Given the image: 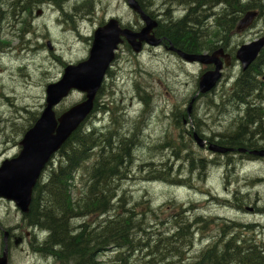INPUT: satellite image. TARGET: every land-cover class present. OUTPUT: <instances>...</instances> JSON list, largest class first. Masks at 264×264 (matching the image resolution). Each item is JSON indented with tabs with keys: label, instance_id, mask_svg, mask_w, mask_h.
I'll list each match as a JSON object with an SVG mask.
<instances>
[{
	"label": "rangeland",
	"instance_id": "374dc122",
	"mask_svg": "<svg viewBox=\"0 0 264 264\" xmlns=\"http://www.w3.org/2000/svg\"><path fill=\"white\" fill-rule=\"evenodd\" d=\"M38 1L39 2L35 4L36 6L31 8L30 14H28V16L23 15L22 12L16 21V27L14 28L16 31L22 32L20 47L18 49L13 48L11 51L6 49V54L4 53L0 56V70H2V72L0 71V86L2 87L1 91H4L7 95L13 97V100L15 97L19 99V101L15 99L11 106L5 100L0 99V163L6 159V157H13L17 153L14 141L17 138L19 127H21L20 122L22 123L23 120H30L34 117L33 114H29L28 116L22 117V119L16 118L12 121V119L17 115L14 113V107L19 105H31L34 107L35 105L42 103L45 94L43 84L52 78L58 77L61 74L62 68L60 64L57 63V58H60V62L63 61L68 64H76L86 59L90 50L89 38L93 35L96 28L99 27L98 22L106 18V15L120 17L121 21L125 25L135 26L137 24L134 13L127 7L125 0ZM43 3H49V5L52 7H49L50 13H48V9H46L48 5L44 4V7L39 6ZM37 5L39 7H37ZM14 7L16 8L15 12L19 14L21 12L19 3ZM159 7V3L154 4L152 11L158 13L161 11V13H159L161 14V17L159 16V18L163 19L162 12L164 10H160ZM44 9L48 15L47 13L44 14ZM32 12H34L35 18L31 16ZM172 14H174L173 17L175 18L177 16L179 17L182 15V10L176 8L173 10ZM72 22H74V26H76L77 31H74L73 27H71L73 26ZM14 23L15 21L13 20L7 22V28L9 27L10 30H13L14 28H12V26H15ZM76 23H79L78 26ZM4 26L5 23H3L1 28ZM262 29H264V18L262 19L258 28L249 29L246 35L243 32L232 33L230 37L228 36V42L231 45H235L237 42H245V40L249 42L248 40L250 39L254 40L256 37L260 38V31ZM6 36V42L12 44L13 47L19 45L18 38L11 35L9 36L8 33H6ZM1 42L3 41L1 40ZM39 42L41 44L51 43L53 49L48 50L47 47L41 50L38 48ZM2 46L4 45H1L0 47ZM53 57H56V60H54ZM20 66L25 68L22 73L19 72ZM182 69L188 72H184ZM120 70L123 76L135 72L136 76L143 80L144 85L151 88L155 97V101L153 99H146L145 96L140 97L144 105V111L139 114H141L144 120H131L129 118V112L125 116L123 112L118 110H108V112L102 113L104 119H106V122L96 123L100 126V128L109 126L112 127L115 132H119L112 135V138L114 136V139L112 140V146L116 145V142L120 137L130 139V143L135 145L139 140V129L137 126L141 125L143 129L141 131L142 141L140 140V145L142 144V146L139 147V151L135 152L136 163L134 162V164L133 161L130 162L132 167L130 178L125 180L120 191L117 190L119 191L118 194H112L107 198L113 199L116 197L112 202V206L123 207L129 212L134 210L135 204L142 202L143 206H148L152 210L151 212H153L157 207L163 206L167 202L174 203L173 207L176 208V206H178L179 209L183 211V216L190 219V222L185 224L186 226L191 225V227L193 226L192 230H199L198 226L192 223V221H195L196 219L201 221L205 226L206 230L204 231L203 235H199L198 238L204 239L202 241H197L196 249H194V252L197 251L200 255L213 243L212 240H206L215 237L214 242H216L221 236L224 225H232V223H236L238 225L237 229L229 231L233 234V236L235 234H239L244 240L252 239L254 243L258 245L260 243V245L262 244L261 246H264V214H261L262 209L264 208V180H260L261 177L264 178V160L242 162V172L237 167L235 169L236 176L230 175L227 177L225 171L219 172V166L211 165L209 167L208 174L203 176L205 177L206 182H200L195 178V180H193V184H190L188 187H179L182 189H174L176 187L164 185L160 182L149 184L150 181L147 180L148 172L141 168L143 163L148 164L150 161H154L155 164L166 161L161 160L160 157H158L160 152L151 151L154 149L144 146L145 142L148 143L147 139L149 138V140L153 142L152 146L157 145L159 143L157 138H159L162 135V131H164V121L157 118L154 120V115L157 111H159V108L166 110L172 106L183 105L184 97L189 94V91L192 92L196 86L195 84L198 79L197 76L199 75L198 68H190L185 66L174 57H171L170 55L167 56L164 54V52L158 51H156V53L150 52L143 57L141 62L138 63L135 57L131 58V54L123 49V51L119 53V60L115 68H113L112 74L110 75V82L105 85L103 94L104 96L107 93L111 94V92L114 90L116 94H114L113 98L114 101L117 100V102H120L119 109L124 106L128 107L129 111L134 102L130 103V101L126 98H132L134 93L132 94V92H128L127 84L125 85V82L123 83L122 79L120 78ZM25 73L29 74L27 76V81L25 78H21ZM145 73L151 74L152 77L159 78L161 83L155 81L154 78H150ZM116 76L119 77L117 78ZM112 83L114 85H112ZM131 86L133 90L136 89L133 85ZM167 88L171 89L170 91H172L173 95L168 91ZM11 90H15L16 93H12ZM260 91L261 89L259 92ZM135 93L137 95H143L142 92H138L137 90ZM211 97H215V94L209 98ZM103 98L101 99L100 104L102 107H105L102 105V100H104L106 104L109 102L105 101L106 99ZM122 98H124L123 101L121 100ZM230 99L232 101L233 97ZM80 100L81 95H73L68 100H66L63 105H61L60 109H67ZM151 102L154 103L155 111L153 110L148 112L149 108H151ZM232 102H235V98ZM208 103L210 102H207V107L209 106L208 108H212V104L210 103L209 105ZM226 103H228V101H223L222 106L224 105L223 107L227 109L226 113L229 115L222 114L221 120L219 118L213 120V122L211 120L214 129L212 126H210L211 122L209 127L204 129L205 133L208 135H215L218 129L223 130L225 137L235 134L236 124L234 121H231V119L236 114V106L235 104L231 105V102H229V105L227 106ZM256 103L258 105H264L258 101ZM220 108L222 109V107ZM178 109L179 110H177V112L179 113H175V117L177 121H182L183 118L180 110L183 109L181 107ZM32 112L35 113V110ZM20 113L25 114L21 111ZM131 114L133 115V113ZM159 114L161 115V112H159ZM198 116L203 124L207 122V119L213 117V115L208 114L206 111H203V109L202 113H198ZM199 119L197 120V123L199 122ZM8 121H10L9 123L13 122L15 126H9L8 129L11 131L5 132L4 130L7 129L6 124ZM111 121L114 125H116L115 127L112 126ZM248 127L249 129L253 128L251 124L248 125ZM184 133L186 134L188 132L185 130ZM116 134H118V136H115ZM201 134L203 137L207 136L203 132ZM164 140L165 139L162 138L160 143H165L166 140ZM260 143L264 145L263 140H261ZM154 148L159 149V146H155ZM185 148L186 146L183 147L184 150H186ZM204 154L205 153H200V155ZM205 155L209 156V154ZM145 159L148 160L144 162L143 160ZM130 165L128 164V167ZM171 173L175 175V172ZM201 179L204 181V178ZM260 184L263 187L262 190L260 188ZM126 191L130 196L132 195L134 200L133 202L128 199L129 197L125 198L127 196ZM208 193L212 194V198L208 196ZM226 195L230 200H232V203L229 202L227 205L222 207L215 201V199H220V197L224 198ZM254 204L256 205V211L252 212L251 210H253ZM241 206L245 209V211L242 210L238 212ZM145 207H143V213H145ZM231 207L233 208V211H229ZM111 211V209L108 211V216L109 214H113ZM14 215L15 211L9 210L8 217ZM107 215L104 219L99 220L96 223H90L91 228L95 229L98 227H103L105 222H107V220L111 217H108ZM154 215H157L156 220H158V224L162 223L161 226H158L159 228H168V224H164V221L167 218V212H162V214L155 213L152 216H146V214H143L145 223L150 224L149 219H154ZM141 219L143 218L140 215V217L137 218V221H141ZM10 222H7L6 226H10ZM211 223L216 226V229L221 231L208 233L207 227ZM254 223H260L261 226L259 225L258 228L252 227ZM0 224H3L2 226L5 225V223L2 222ZM140 225L142 230L146 231L147 236H140L139 240H143V243H146L148 237L152 233H149L150 229L145 228L142 223ZM181 225L183 224L181 223L180 226ZM77 227L78 226H71V229L78 232L79 229H77ZM89 231L90 230L87 232ZM47 235L50 236V233ZM195 238L197 239V237ZM54 249L59 250L57 247H54ZM48 250H50V247ZM48 250L47 252L49 254L45 250L38 249L37 245H35L32 251L30 249L31 253H28L32 256V258H30L29 255H25L22 262L19 261L18 258L16 259V262L18 264H31L32 262L33 264H53V262H59L54 257L55 255L51 254ZM185 251L186 258L191 257L194 253L191 252V248L188 250L185 249ZM106 256L107 255H105V257ZM105 257H101L100 259L105 260ZM176 260L178 259L176 258ZM184 263L186 262L184 261ZM184 263L182 262V264ZM158 264L164 263L160 262Z\"/></svg>",
	"mask_w": 264,
	"mask_h": 264
},
{
	"label": "trees",
	"instance_id": "16d2710c",
	"mask_svg": "<svg viewBox=\"0 0 264 264\" xmlns=\"http://www.w3.org/2000/svg\"><path fill=\"white\" fill-rule=\"evenodd\" d=\"M137 1L143 10L154 19H157V15L154 14L152 8L154 4L159 3V9L164 11L162 12L163 19H157L156 36L164 39L166 45H171L191 54H199L204 50L212 51L221 47L219 46L221 43H227L228 35L235 30L237 22L248 11L256 10L259 17L264 16V0H247L246 2L241 0ZM34 2L38 3L39 1L33 0ZM17 4V2H13L14 11H16L14 6ZM176 8L182 10V15L175 18L172 12ZM2 17L3 15L0 12L1 20ZM263 59L264 54L262 55ZM259 63L260 61L252 64L250 69L246 71L247 73L245 72L242 75L232 94L236 97L237 102L246 103L248 108H246L244 120L238 131L229 138L223 136L219 140H211L212 142L216 141V144L223 147L242 148L249 151L264 150V145L260 143L261 140L264 141V105L259 107L256 103L258 101L264 104V87L260 86L261 91L257 92L258 95H256L254 89L257 86L254 85L256 82L253 78L261 72L258 66ZM247 82L252 83V85H248ZM238 95L243 96L239 98ZM251 96H255V99L252 103H248L247 101H251ZM175 121L178 123L180 133L177 137L171 134L164 137V139L170 142V144L168 143L170 146L173 145L176 152L173 155L177 156L170 162L164 161L155 164L152 168L153 171L150 172L152 174L149 173V180L155 176L160 178L157 181L164 184L181 182L169 172L173 169L172 166H175L176 162H181L180 167H183L184 161L188 159L196 160L199 155L193 152V149H183L182 122L181 120L177 121L176 118ZM250 124L253 126L251 129L248 127ZM96 135L81 128L72 134L69 141L61 149L62 160L57 169L51 170L49 179H44L43 183H38L36 186L30 212L26 215L27 223L29 222L28 224L31 227L36 225L41 230L50 233L47 250L50 247L48 251L55 255L54 257L60 264H107L106 262L111 257L106 262L96 261V253L99 252L100 245L104 243L107 245L106 249L110 247L119 249L122 247L124 250L120 248L123 252H120L119 257L124 254L130 257L131 253L138 255L133 264L184 263L186 259L185 249L191 248L192 238L195 235H192L193 237L190 239L191 225H185L188 220L183 216V211L180 210L177 216L169 215L171 222L168 223V228H160V232L153 231L146 243H143V240L138 241V235L141 237L147 236L145 230L138 229L135 231V228L144 222L143 216L141 221H137V218L140 217L138 216L140 214L138 209L141 207L139 203L136 204L133 211L128 212L123 207L112 206V202L116 197L107 199L112 194H118L122 189V184L130 178L132 172L130 162L133 161L130 158L132 157V147L129 146L131 145L130 139L120 137L116 145L112 146L114 136L112 138V135L107 137ZM186 136L189 144L192 143L193 132L191 134L186 133ZM185 151L188 152L185 153ZM94 159H96L95 162L90 166ZM197 161L200 166L203 165L202 167L208 164L206 159L201 158ZM189 165L192 169V162ZM228 165L230 164L228 163ZM80 169H85L90 173L83 178L84 190L81 191L82 193L74 188V175ZM74 192H76V196ZM110 209L113 214L103 227L92 228L89 232L83 231L82 228L78 232L71 229V226H76L70 221L72 217L107 214ZM148 210L149 207L147 206V212ZM173 218L175 219L173 220ZM181 223L183 225L180 226ZM198 223L197 220L196 224ZM161 225L162 223L158 224V226ZM82 227L88 228V225ZM77 229L79 228L77 227ZM130 230L135 232L134 241L131 245H127V233ZM257 246L255 243H238L237 239L235 241V239L225 240L222 238L220 242L209 247L203 253V258L202 254L197 255L193 258L194 262L184 264H264V246L263 248ZM54 247L59 250L54 249ZM254 247L257 249H253ZM119 261L121 264H129L127 258L120 257Z\"/></svg>",
	"mask_w": 264,
	"mask_h": 264
},
{
	"label": "water",
	"instance_id": "95a60500",
	"mask_svg": "<svg viewBox=\"0 0 264 264\" xmlns=\"http://www.w3.org/2000/svg\"><path fill=\"white\" fill-rule=\"evenodd\" d=\"M127 2L145 23V28L140 32H133L130 29L122 30L118 21H110L109 24L96 31L88 60L78 66H68L63 79L48 87V106L35 127L26 134L22 142V153L17 159L5 162L0 169V198L15 201L23 211H26L32 190L47 163L92 112L95 97L115 59V51L123 43V39L137 54L142 51L143 43L152 47H157L162 43V40L153 34V31L158 28V22L148 16L136 0H127ZM254 17V13L247 14L239 23L238 29L243 30L249 27ZM263 46L264 40H259L241 48L238 58L243 63L244 69L252 64ZM176 52L192 63L215 64L216 70L205 74L199 85L202 94L214 89L221 77V66L215 56L221 52L212 56H192L180 51ZM72 90L86 94L87 99L56 120L53 108ZM197 141L200 146H204L205 143L202 140L197 139ZM210 150L221 154L229 152L216 145H212ZM254 154L264 156V153ZM1 264H6V260Z\"/></svg>",
	"mask_w": 264,
	"mask_h": 264
},
{
	"label": "bare ground",
	"instance_id": "6f19581e",
	"mask_svg": "<svg viewBox=\"0 0 264 264\" xmlns=\"http://www.w3.org/2000/svg\"><path fill=\"white\" fill-rule=\"evenodd\" d=\"M3 2H4V0H3ZM11 2V1H10ZM16 2H18L19 3V7L21 8V10L20 11H23V10H31V8H33L34 6H36L35 4H37V3H33V1L32 0H16ZM8 3V2H7ZM12 4V3H11ZM16 6V5H15ZM10 7V6H9ZM12 7V6H11ZM37 7H38V5H37ZM36 7V8H37ZM49 7L50 8H52L50 5H49ZM15 8V7H14ZM142 10H143V8H142ZM144 11V10H143ZM24 13V12H23ZM174 15V14H173ZM264 18V16L262 17V19ZM157 20V19H156ZM234 32H236V33H239V32H241L238 28H235V30L232 32V33H234ZM231 33V34H232ZM230 34V35H231ZM230 35H228L229 37H230ZM259 38V37H258ZM260 39H262V40H264V34H260ZM220 42V41H219ZM224 44H227L226 42H224ZM1 45H4V43L3 42H1L0 41V46ZM236 66V65H235ZM257 70V69H256ZM247 73V72H246ZM263 73H264V70H263ZM256 76V75H255ZM234 78H237V77H234ZM255 80V79H254ZM251 82V81H250ZM250 82H247L248 83V85H252V83H250ZM255 82V81H254ZM253 82V83H254ZM255 84V83H254ZM257 86V85H256ZM252 87H254V86H252ZM261 89V87L259 86H257V87H255V89H254V93L256 94V95H258L257 94V92H259V90ZM239 94V93H238ZM254 94V95H255ZM212 96V95H211ZM237 96V95H236ZM241 96H243V95H238V97L240 98ZM245 96H247V95H245ZM233 97V100H234V98H236L235 96H232ZM237 97V98H238ZM249 99V98H248ZM232 100V101H233ZM229 102H231L230 100H228V103H226V105L228 106L229 105ZM237 101L235 100V102L234 103H236ZM225 103V102H224ZM224 106V105H223ZM260 106H262V105H259V107ZM209 107V106H208ZM215 107L216 108H218L219 107V103H217L216 105H215ZM258 107V106H257ZM202 109H203V111H206V108L204 107V103H197V104H194V109H193V114H194V125H195V129L192 131L193 132V142L192 143H190L191 144V148H187V146H186V150H189V149H193V152H195V153H199V151H198V148H197V146L196 145H194V144H196V137H197V135H202L201 133V131H197L196 130V128L198 127V126H200L201 128H203V129H206V128H208L209 127V124H210V122H211V118H209V119H207V122H205L204 124L201 122V120L199 119V116H198V113L200 112V113H202ZM232 109V108H231ZM248 109V108H247ZM227 110V109H226ZM197 111V112H196ZM35 113H36V111H35ZM205 113V112H204ZM217 114H218V117L219 118H221L222 117V114L224 115V109L222 108H218V110H217ZM29 115V114H28ZM203 116V115H202ZM197 117H198V119H199V122L197 123ZM225 117V116H224ZM176 118V117H175ZM183 118V117H182ZM16 118H13L12 119V121L13 120H15ZM197 119V120H196ZM244 120V119H243ZM15 122V121H14ZM103 122L105 123L106 122V119H103ZM111 123H112V126H116V125H114L113 124V122L111 121ZM22 123L20 122V125H21ZM12 126H15L14 124L12 125ZM96 127L98 126L99 127V125L98 124H96L95 125ZM210 126H212V122H211V124H210ZM105 127H107V126H104V128ZM138 127V135H139V140H138V142L135 144V145H129L130 147H132V151H131V153H132V157H130V158H132V160H133V163L135 162L136 163V157H135V152L136 151H139L140 150V148L139 147H141L142 146V144L140 145V143H141V139H142V134H141V131L143 130L142 129V126L141 125H138L137 126ZM247 127V126H246ZM104 128H100L99 127V130H101V129H104ZM187 132H189L190 133V130H189V128L187 127V128H184ZM91 130H92V127H90V128H88L86 131L89 133V132H91ZM94 133V132H93ZM117 133H119V132H117ZM96 135V134H95ZM98 135V134H97ZM96 135V136H97ZM145 135V134H144ZM120 136V135H119ZM141 137V138H140ZM146 138V137H145ZM114 139V138H113ZM144 139V138H143ZM150 139V138H149ZM120 140V139H119ZM141 140V141H140ZM148 140V139H147ZM166 140V139H165ZM144 141V140H143ZM148 142L150 143V148L152 149H154V150H151V151H156V152H160V154L158 155V157H160V159L161 160H166L165 162H170V161H172L173 160V158L174 157H176L175 155H173V154H175L176 152H175V150H174V147H173V145H171L172 146V148H171V146L169 145L170 144V142L169 141H167L166 140V142L165 143H158L157 145H154V146H152V141L151 140H148ZM169 143V144H168ZM194 143V144H193ZM144 145V144H143ZM145 146V145H144ZM155 146H159V149H155L154 147ZM146 147V146H145ZM194 147V148H193ZM142 149V148H141ZM145 151V150H144ZM148 151V150H147ZM202 154V153H201ZM206 154V153H205ZM201 155L202 157H204V158H208V156L207 155ZM199 157V156H198ZM156 159V158H155ZM237 159H239V158H237ZM150 160H151V158H150ZM189 160V159H188ZM144 161V160H143ZM143 161H141V162H143ZM207 161V160H206ZM186 161H184L183 163H185ZM190 162H192V169H191V173H190V177H192V176H196L197 175V177H196V179H198V181H200V182H206V179H205V177H203L204 178V181H201V179H199V177H202V176H206L207 174H208V171H209V167L211 166V165H214V166H222L223 165V162H219V161H216V162H213V161H207L208 162V164H206V166H204V167H202V166H200V164H199V162L198 161H196V160H190ZM134 163V164H135ZM162 163V162H161ZM206 163V162H205ZM181 162L180 163H178V162H176V164H175V166H172L173 167V169L172 170H170L169 172L171 173V172H175V175H173L172 173V175H173V177L174 178H176L177 180H179V181H185V179H186V177H185V175H186V173H185V170H184V164H183V167H180L181 166ZM203 164V163H202ZM229 164L230 165H228V168L230 169V171H233V170H235L237 167L239 168V165H240V161L239 160H231L230 162H229ZM153 165H155V162L153 161V162H149L148 164L147 163H143V165H142V169L144 170V171H146V172H148L147 173V175L149 176V173L151 172V171H153V169L152 168H154V166ZM180 165V166H179ZM232 165H234V166H232ZM177 166H179V167H177ZM148 169V170H146V169ZM155 170H156V168H155ZM168 170V169H167ZM178 170V171H177ZM150 174H152V173H150ZM155 175V174H154ZM230 176V175H229ZM160 177V176H159ZM166 178V177H165ZM170 178H171V176H170ZM158 179H160V178H158V177H155V176H153L150 180L149 179H147L148 181H152V180H158ZM168 180V179H167ZM188 187V186H187ZM125 192V191H124ZM82 193V192H81ZM126 193H127V196L125 197V198H130V201H134L133 200V198H132V195L130 196L129 194H128V192L126 191ZM79 194V193H78ZM125 194V193H124ZM80 195V194H79ZM124 196V195H123ZM128 198V199H129ZM124 200V199H123ZM129 201V200H128ZM138 204V203H137ZM139 205L141 206V207H145V206H143V204L141 205V203H139ZM134 206H136V204L134 205ZM132 207V206H131ZM152 210L149 208V210H148V212H147V207H145V214H146V216H152V212H151ZM108 214V213H107ZM107 214H102V215H94V216H89V217H77V216H75V217H72L71 219H70V221L72 222V224L73 225H76V226H78V228H79V230L78 231H80L81 230V228H82V230L83 231H88V230H90V229H92L91 228V225H90V223H96V222H98L99 220H102V219H104L105 217H106V215ZM27 215V214H26ZM108 216V215H107ZM110 216H112L111 214H109V216L108 217H110ZM139 216V215H138ZM28 219V218H27ZM157 219V215H154V219H149L150 220V224H147V223H145V221L144 222H142V224H143V226L145 227V228H147V229H150V231H149V233H153V231H156V232H160V228L158 227V220H156ZM186 219L188 220V222H190V219L188 218V217H186ZM249 219V218H248ZM197 220L198 219H196L195 221H192L194 224H196V222H197ZM140 221V220H139ZM199 223H200V225H199V223L198 224H196V225H198V228L199 229H202V232L204 233V231L206 230V228H205V226L202 224V222L201 221H198ZM6 223V222H5ZM29 223V222H28ZM135 223V222H134ZM133 223V224H134ZM149 223V222H148ZM10 224H12V222H10ZM3 225V224H2ZM84 225H88V228H86V227H82V226H84ZM135 225V224H134ZM29 226H31V225H29ZM133 226V225H132ZM157 226V227H156ZM9 227H11V225L10 226H6V224H5V226H4V228H9ZM32 229H35V228H38L40 231H42L47 237H50V236H48L47 234L49 233H47V231H45V230H41L38 226H36V225H34L33 227H31ZM238 228V225L236 224V223H232V225H224V227L222 228V232H221V239L222 238H224L225 240H228V239H235V241H236V239H237V242L238 243H240V242H242V243H247V242H249V243H254L253 241H252V239L251 240H244V239H242L241 238V236L239 235V234H235L234 236H233V234L232 233H230L229 231H232L233 229H237ZM28 229L29 230H31L29 227H28ZM138 229H141L142 230V228H141V225L139 224L136 228H135V231H137ZM18 230V229H17ZM133 231V230H132ZM131 230L127 233V235H128V241L126 242V244L127 245H131V243L134 241V235H135V232H132ZM18 232V231H17ZM19 235V234H18ZM23 236V235H22ZM21 237V236H20ZM193 236H191L190 237V239L192 238ZM195 237H197L196 235L192 238V242L193 243H196L197 241H202L204 238H200V239H196ZM139 238H140V235H138V238H137V240L139 241ZM218 239V238H217ZM213 241V243L209 246V247H212L214 244H216V243H218L217 241L216 242H214V240H215V237L214 238H210V239H208V240H206V241ZM47 241H49V238H48V240ZM47 241H45V242H43V243H39L38 244V249H40V250H45V251H47ZM137 241V242H138ZM205 241V242H206ZM112 244V243H111ZM256 244V243H255ZM119 245V244H118ZM251 245V244H250ZM256 245H258V244H256ZM262 245V244H261ZM260 245V243H259V247H262L263 248V246H261ZM107 245H106V243H104L103 245H100V247H99V249H98V251L99 252H97L96 253V261H104V262H106L111 256L110 255H112L111 254V251H109V249H106L107 247H106ZM114 246H115V244H114ZM117 246V245H116ZM175 246V245H174ZM227 246V245H226ZM254 246V245H253ZM257 246V247H258ZM208 247V248H209ZM251 247V246H250ZM121 249H122V247H120ZM119 248V249H120ZM207 248V249H208ZM241 248V247H240ZM243 248V247H242ZM248 248V247H247ZM206 249V250H207ZM252 249V248H251ZM250 249V250H251ZM253 249H255V247L253 248ZM257 249V248H256ZM255 249V250H256ZM260 249V248H259ZM205 250V251H206ZM243 250V249H242ZM204 251V252H205ZM123 252V251H122ZM203 252V253H204ZM239 252H242V251H239ZM203 253H202V258H203ZM232 253V252H231ZM253 253V252H252ZM259 253V252H258ZM240 254V253H239ZM105 255H107L106 257H105ZM259 255H261V254H259ZM239 256V255H238ZM101 257H105L106 259L104 260H101L100 258ZM263 258V257H262ZM201 260V259H200ZM199 261V260H198ZM262 261V260H261ZM264 261V260H263ZM53 264H59V262H53Z\"/></svg>",
	"mask_w": 264,
	"mask_h": 264
},
{
	"label": "flooded vegetation",
	"instance_id": "af4514ba",
	"mask_svg": "<svg viewBox=\"0 0 264 264\" xmlns=\"http://www.w3.org/2000/svg\"><path fill=\"white\" fill-rule=\"evenodd\" d=\"M11 3H13V0H4V2H3V0H0V6H1V10H2V11L0 10V12L3 15L2 20L0 21V39L1 38L3 39L4 35L8 32L7 31L8 28H7L6 24L9 21V19L12 18V7H11L12 4ZM44 4L48 5L46 9H48V13H50L49 3H43V4H40L39 6L44 7L43 6ZM40 8H38V9H40ZM22 12H24L23 15H25V16H28V14H30V11L29 10H23V11H21L20 15L22 14ZM46 13L47 12L44 9V14H46ZM48 13H47V15H48ZM31 16L35 18L34 12L31 13ZM3 18H4V20H3ZM3 23H5V26L3 28H1L3 26ZM7 47H8V44L5 43L4 44V48H7ZM2 52H4V51H2ZM224 52H225L226 55H229L230 56L231 66H234L235 67V65H237V64L235 63V51L232 49V46L230 45V46L226 47L224 49ZM262 65L264 66V62L262 63ZM260 75H263L264 76L263 70H261ZM196 130L197 131H201V132H203L204 134L207 135V136H204V137L210 136L207 133H205L204 129L201 128L200 126H198L196 128ZM4 229H6V228H4L3 226L0 225V230H4ZM9 232H10V235H9L10 236L9 237V243H12V244H13V242H12L13 239H16V238H20L21 239L22 238V242L21 243H23V241H25L26 239H30V237L33 236V234L30 231H26L25 234L22 236L21 229L20 228L11 229Z\"/></svg>",
	"mask_w": 264,
	"mask_h": 264
}]
</instances>
